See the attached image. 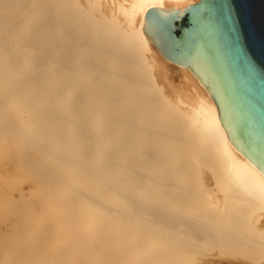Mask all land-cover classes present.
Instances as JSON below:
<instances>
[{"label": "bare ground", "instance_id": "obj_1", "mask_svg": "<svg viewBox=\"0 0 264 264\" xmlns=\"http://www.w3.org/2000/svg\"><path fill=\"white\" fill-rule=\"evenodd\" d=\"M199 1L0 0V264H264V174L142 31Z\"/></svg>", "mask_w": 264, "mask_h": 264}, {"label": "water", "instance_id": "obj_2", "mask_svg": "<svg viewBox=\"0 0 264 264\" xmlns=\"http://www.w3.org/2000/svg\"><path fill=\"white\" fill-rule=\"evenodd\" d=\"M212 98L231 145L264 174V0H200L152 8L142 29Z\"/></svg>", "mask_w": 264, "mask_h": 264}, {"label": "rangeland", "instance_id": "obj_3", "mask_svg": "<svg viewBox=\"0 0 264 264\" xmlns=\"http://www.w3.org/2000/svg\"><path fill=\"white\" fill-rule=\"evenodd\" d=\"M4 204L7 206L8 205V201L5 202ZM1 215H2V217H0V236H3V234H5V233H6L5 235H7L8 230H10L9 227H8V223H10L9 220L11 221V219L14 218V216H12V212H10V211H5ZM5 228L8 229V230H6ZM3 252H4V250L0 249V262L5 261L3 259L4 258V253ZM1 260H3V261H1Z\"/></svg>", "mask_w": 264, "mask_h": 264}]
</instances>
